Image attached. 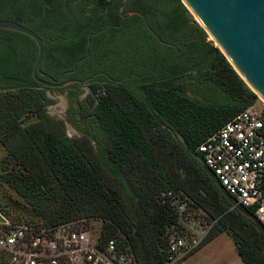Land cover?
I'll return each instance as SVG.
<instances>
[{
	"label": "trees",
	"instance_id": "obj_1",
	"mask_svg": "<svg viewBox=\"0 0 264 264\" xmlns=\"http://www.w3.org/2000/svg\"><path fill=\"white\" fill-rule=\"evenodd\" d=\"M72 1L0 0V18L45 36L44 62L56 38L52 44L71 67L85 53L86 35L104 28L115 7L112 0H84L81 6ZM167 1L187 13L180 0ZM192 26L205 36L198 24ZM202 40L209 62L195 78L205 85L204 99L157 79L145 82L142 92L97 83L94 89L104 88L106 95L90 96L88 102L103 130L70 137L46 113L47 87L31 75L35 43L0 29V184L18 196L0 201V213L9 216L5 206L10 204L44 226L98 220L99 237L117 240L137 264H177L221 232L244 264H264V231L227 200L196 151L211 132L251 106L256 95L222 53L210 52L212 46ZM92 56L90 46L77 66ZM169 189L209 221L197 247L173 263H167V228L176 216L160 201V193ZM12 216L19 218V213Z\"/></svg>",
	"mask_w": 264,
	"mask_h": 264
},
{
	"label": "built area",
	"instance_id": "obj_2",
	"mask_svg": "<svg viewBox=\"0 0 264 264\" xmlns=\"http://www.w3.org/2000/svg\"><path fill=\"white\" fill-rule=\"evenodd\" d=\"M105 95L104 88L95 91L97 98ZM196 151L235 204L251 208L264 227V112L248 107L235 113L199 143ZM160 197L176 216L167 228V263H173L195 249L205 232L197 228L193 205L170 189ZM0 264L137 263L117 240H102L99 230L67 222L36 225L1 214Z\"/></svg>",
	"mask_w": 264,
	"mask_h": 264
},
{
	"label": "flooded vegetation",
	"instance_id": "obj_3",
	"mask_svg": "<svg viewBox=\"0 0 264 264\" xmlns=\"http://www.w3.org/2000/svg\"><path fill=\"white\" fill-rule=\"evenodd\" d=\"M112 1L115 7L110 12L111 20L100 30L102 33L97 32L90 39L91 62L76 64L74 68L67 66L66 59L59 56L52 44L55 38L49 45V56L40 65L45 74L38 76L46 81H50L49 77L55 82L88 78L80 84L46 86L49 90L65 92L66 98L72 101L68 122L80 135L103 130L93 111L94 105L80 102L88 101L90 96L97 98L94 89L97 83L123 85L142 92L145 82L157 79L160 84L171 82L188 97L202 100L205 95V85L196 84L195 76L207 67L209 59L204 37L195 32L188 14L167 0H125L121 17V0ZM72 3L81 6L84 0ZM130 10H137L142 16L126 13ZM214 51L212 47L210 52Z\"/></svg>",
	"mask_w": 264,
	"mask_h": 264
},
{
	"label": "water",
	"instance_id": "obj_4",
	"mask_svg": "<svg viewBox=\"0 0 264 264\" xmlns=\"http://www.w3.org/2000/svg\"><path fill=\"white\" fill-rule=\"evenodd\" d=\"M184 7L196 18L199 26L208 33L218 49L244 81L254 92L256 97L264 101V0H180ZM125 0H121L119 13L123 16L122 8ZM126 13L142 14L137 10H130ZM0 29L17 31L28 36L36 45L37 52L31 66L32 77L42 85L61 87L71 83H83L86 79H68L62 82H55L51 77L50 81L40 78L38 75L45 73L40 70L43 57L44 38L24 24L12 19L0 18ZM89 32L86 35L85 53L72 63L76 64L86 58L89 53L91 36L99 32ZM215 49V47H213ZM207 173L214 178L216 185L224 194L227 200L236 206L243 214L250 217L258 227L264 231L263 225L257 218L248 212L246 208L235 204V200L224 189L215 175L208 169Z\"/></svg>",
	"mask_w": 264,
	"mask_h": 264
},
{
	"label": "rangeland",
	"instance_id": "obj_5",
	"mask_svg": "<svg viewBox=\"0 0 264 264\" xmlns=\"http://www.w3.org/2000/svg\"><path fill=\"white\" fill-rule=\"evenodd\" d=\"M22 7V4L21 6ZM187 14L189 19L192 20L194 23L198 24L196 18L192 15V13L187 10ZM204 39L208 42L212 47H215V53L220 51L218 49L217 44L211 38V36L205 32ZM200 86V85H199ZM45 93L50 98V103L45 106L46 113L55 119H58L61 122V125L64 129V132L67 136L70 137H78L80 134L75 131V129L70 125L68 122V112L72 108V101L66 98L65 92L58 91V90H49L45 89ZM81 103L86 106L89 104L88 101L81 100ZM94 105V104H92ZM249 108L260 111H264V101L261 100L259 97L254 98V102L252 103ZM93 143V142H92ZM94 144V143H93ZM4 156V149L0 144V160ZM7 198L17 199L18 196L7 187L6 184H0V201H5ZM8 209L9 217H13L12 215H16L19 213V219L27 220L31 223L41 224L40 220L36 219L33 215L22 214L19 211L13 210L10 204L5 206ZM194 210L197 213V228L202 227V230L206 232L209 221L204 217L203 213L197 211V208L194 207ZM70 225L73 227H85L89 228L90 230H99L100 222L94 219H77L73 221H68ZM49 226L50 224H46ZM177 264H243L238 257L235 246L231 239L224 233H219L215 238L207 242L205 245L197 249L193 254L188 255L185 259L178 262Z\"/></svg>",
	"mask_w": 264,
	"mask_h": 264
},
{
	"label": "crops",
	"instance_id": "obj_6",
	"mask_svg": "<svg viewBox=\"0 0 264 264\" xmlns=\"http://www.w3.org/2000/svg\"><path fill=\"white\" fill-rule=\"evenodd\" d=\"M0 217H1V214H0ZM204 245H205V244H204ZM202 246H203V245H202ZM202 246H201V247H202ZM198 249H199V248H198ZM192 254H193V253H192ZM240 260H241V259H240ZM241 262H242V261H241ZM242 263H243V262H242ZM243 264H244V263H243Z\"/></svg>",
	"mask_w": 264,
	"mask_h": 264
}]
</instances>
